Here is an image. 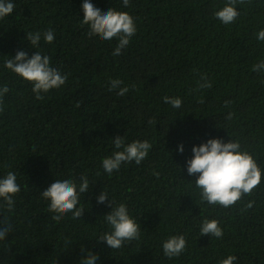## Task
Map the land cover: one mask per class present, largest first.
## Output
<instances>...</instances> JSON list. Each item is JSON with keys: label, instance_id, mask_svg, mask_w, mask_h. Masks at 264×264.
Masks as SVG:
<instances>
[{"label": "trees", "instance_id": "trees-1", "mask_svg": "<svg viewBox=\"0 0 264 264\" xmlns=\"http://www.w3.org/2000/svg\"><path fill=\"white\" fill-rule=\"evenodd\" d=\"M91 2L134 18L137 32L121 55L112 54L116 38L87 35L83 0H13L14 11L0 19V87L9 88L0 111V178L12 171L21 185L13 211L0 207V223L13 226L0 241V264H80L87 251L99 256L97 264H219L228 255L238 257L234 264H264V69L252 70L264 60V41L255 35L264 29V0H246L229 25L214 16L225 0ZM48 29L54 41L42 38L37 50L67 80L37 100L32 84L4 62L17 51L30 57L36 49L26 33ZM205 73L212 87L193 91ZM112 79L129 92L109 91ZM165 96L181 98L182 107ZM115 136L152 147L140 165L108 175L101 162L116 150ZM211 138L239 141L262 171L260 185L230 208L202 202L187 173L192 147ZM82 174L91 182L80 200L83 218L53 220L41 191ZM103 189L140 223L139 241L118 250L97 243L110 231L104 215L111 208L96 201ZM204 218L220 222L222 239L200 236ZM181 234L186 250L168 259L163 241Z\"/></svg>", "mask_w": 264, "mask_h": 264}, {"label": "clouds", "instance_id": "clouds-1", "mask_svg": "<svg viewBox=\"0 0 264 264\" xmlns=\"http://www.w3.org/2000/svg\"><path fill=\"white\" fill-rule=\"evenodd\" d=\"M127 7L130 0H122ZM246 0H225L224 6L214 12L222 24L229 25L236 21L239 16L238 6ZM15 9L13 0H0V19L8 17ZM83 24L87 25L89 37H99L102 41H110L114 38L118 44L113 51V56L122 54V49L130 44L131 37L137 32L136 23L132 15L128 12L118 11L110 8L102 11L96 7L91 0H83ZM259 41H264V29L256 34ZM51 44L55 39L54 31L45 30L43 33L28 32L25 39L35 48L36 51L29 57L26 51H17L14 58L7 59L4 67L17 74L23 80L32 84V91L37 100L43 99V94L52 89L63 86L67 76L63 75L58 68L51 66V58L42 54L37 49L40 41ZM264 69V60L253 65L252 70L260 72ZM204 83L197 81V88L193 91L208 89L212 84L207 80V74L201 76ZM123 81L112 79L109 81V91L119 89L118 96H125L129 92V87H121ZM132 87H135L134 85ZM9 92L5 85L0 87V111H3V97ZM163 101L173 108L182 107V99L179 97H163ZM203 103V100H200ZM227 106V102H226ZM231 113L227 119H231ZM151 122V121H150ZM114 148L116 149L111 156L102 159L101 165L105 173L111 175L118 172L122 164L135 162L140 165L144 161L152 144L147 140H135L126 143L121 136L113 138ZM178 151L182 154L183 144L178 146ZM192 157L187 160V173L195 176V187L200 190L202 202L208 205L230 208L236 205L245 195H250L252 191L261 183L262 171L254 157L247 151L241 150L239 141L230 139L228 142L221 138H211L199 145H194L191 149ZM158 175V173H156ZM90 181L87 174H82L79 181L76 179H54L53 182L43 191L41 196L49 201L48 211L53 213L52 219L60 221L65 215L71 213L73 219L83 218L85 209L80 205L81 196L90 190ZM21 185L17 182L16 173L9 171L0 178V200L4 203L0 207H6L8 212L15 208V197L20 193ZM109 194L103 189L98 197L97 204H105L111 211L104 215L106 224L110 231L99 235L97 243H105L110 249L118 250L126 243L139 241L142 233L140 223L134 219L125 203L118 205L113 199H109ZM248 208L252 204L247 205ZM13 231L11 222L5 219L0 223V241H6V236ZM211 236L222 239L224 232L217 219L204 218L200 225V236ZM69 241L66 238V245ZM187 247L186 237L172 235L162 243V252L168 259L179 257ZM83 251V249H82ZM99 256L91 251L85 252L80 264H97ZM238 259L235 255H228L219 264H234Z\"/></svg>", "mask_w": 264, "mask_h": 264}]
</instances>
